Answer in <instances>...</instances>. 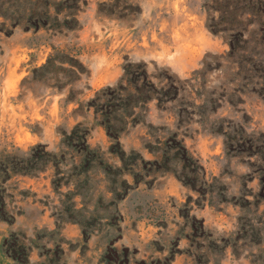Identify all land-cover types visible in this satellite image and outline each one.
I'll return each instance as SVG.
<instances>
[{"label": "rangeland", "instance_id": "rangeland-1", "mask_svg": "<svg viewBox=\"0 0 264 264\" xmlns=\"http://www.w3.org/2000/svg\"><path fill=\"white\" fill-rule=\"evenodd\" d=\"M239 32L237 45L257 43L264 60V0H0V179L5 165L17 171L0 181L15 217L0 219V264H264V97L239 51L224 57ZM139 62L191 93L173 107L153 98L116 144L92 100ZM240 87L242 102L208 115L230 133L225 145L198 105ZM179 115L191 122L176 125ZM166 127L195 165L158 164ZM121 150L138 166L120 171ZM194 166L205 182L192 188Z\"/></svg>", "mask_w": 264, "mask_h": 264}, {"label": "trees", "instance_id": "trees-1", "mask_svg": "<svg viewBox=\"0 0 264 264\" xmlns=\"http://www.w3.org/2000/svg\"><path fill=\"white\" fill-rule=\"evenodd\" d=\"M72 19L77 22V19L74 16L75 13H70ZM29 28V27H27ZM38 28V25L35 26V29ZM240 36L232 37L229 40V50L225 54V58L233 61L235 54L239 51L240 58L239 59V71L243 72L246 71L244 76H247L248 81L252 82L253 86H259L255 89L256 92L264 97V60L257 58L255 59L256 55L258 54V46L257 43H254L253 46L249 45H237V38ZM246 57V58H244ZM242 60V61H241ZM245 60V61H244ZM241 62V63H240ZM244 62V63H243ZM246 64H249L246 68ZM221 63H218L217 66H220ZM208 68H210L208 66ZM206 71V70H205ZM259 72H262V79L263 83L252 81L255 76ZM197 74L198 71L193 73L192 78L188 79L187 81L191 82L190 80L197 81ZM238 73L236 72L235 75ZM165 80V81H162ZM125 82V83H124ZM158 82H164L161 86H158ZM157 83L152 81L149 77V74L146 69V65L144 63H137V64H126L123 67V74L119 82L115 86H107L105 88L100 89L96 92L94 99L92 100V104L94 106V112H96V116L100 115L99 123L104 125L106 132L115 139V143L119 144V134L122 130H124L127 125L130 123L131 125H135L137 123H144L145 120V113L148 111V103L153 99L156 98L157 102L156 105L159 108H165L167 103L171 102L172 107L175 104H181L180 102L185 98V95H190V90H186L185 84L183 81L178 79L176 76L167 75L159 79ZM193 86L194 83H191ZM245 89L243 87L237 88L235 90L229 91V89H224L221 93H219L216 97H209L206 96L203 98L200 105H198V113L200 114V123L207 131L212 133H222L227 136L224 140L225 145L228 144L229 138L231 139L230 133H227L225 130L224 123L222 120H217V122H209L208 115L211 111H215L226 101L230 103L232 106H237L238 103L242 102L243 99L241 97V93H243ZM186 93V94H185ZM184 97V98H183ZM185 109L181 111L183 112ZM180 116V115H179ZM183 116H180V120L176 125L181 124L182 122H186L189 124L191 122V118L187 117L185 121L182 119ZM181 122V123H180ZM76 128L67 136L68 144L73 140L76 135ZM225 130V131H224ZM239 131H243V126L239 125ZM86 130H83L81 136H79V145L80 151L84 152L83 158L80 161V167L82 166H89L93 155H89L90 152H86L87 144H86ZM165 131L169 133L168 137L164 142H162L160 148L161 152V160L158 161V164L162 162H172L173 160L182 161V166L186 167V163L197 162L196 159H193L189 156L187 149L184 145V137L178 138L180 132L178 130L170 131L167 127ZM150 135L153 136L157 142H161L159 138H157L156 133L149 131ZM172 152V153H171ZM171 154V155H170ZM130 155L136 156L134 152H131ZM118 156L122 162L121 166H119L120 171L125 170L126 164H132L134 167L138 166V163L135 162L134 158H125V152L123 150L119 151ZM178 161V162H180ZM53 163L56 165L59 161L54 160ZM196 166L192 168L189 172V177H187L186 182L192 188L195 187L196 182L204 181V176H199L196 171ZM11 170V172H10ZM2 171L5 172V176L0 179L1 182H4L7 178L11 177L14 171L13 167H9V165H5L2 168ZM3 172V173H4ZM76 194L75 192H69V194ZM6 203H5V188L0 186V219L6 220L8 222L14 221V215L12 213H8L5 210Z\"/></svg>", "mask_w": 264, "mask_h": 264}]
</instances>
